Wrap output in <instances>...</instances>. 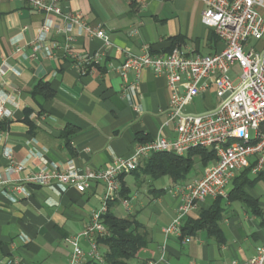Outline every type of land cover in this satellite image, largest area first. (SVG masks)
Masks as SVG:
<instances>
[{"label": "crops", "instance_id": "crops-1", "mask_svg": "<svg viewBox=\"0 0 264 264\" xmlns=\"http://www.w3.org/2000/svg\"><path fill=\"white\" fill-rule=\"evenodd\" d=\"M60 6L63 16L57 17L26 2L0 0V107L6 111L0 118V179L11 184L50 165L102 170L115 156H130L138 143L176 135L173 125L165 124L171 98L167 78L143 69L138 79L132 72L124 79L109 67L110 62L122 63L127 51L140 53L149 46L163 53L177 37L178 47L192 55L224 48L204 21V4L198 1L61 0ZM259 12L264 17V6ZM68 15H78L81 22ZM88 26L105 30L109 43L90 36ZM69 35L71 50L99 53L98 62L84 73L68 55ZM198 97L204 110L219 103L214 86L189 105ZM8 154L22 166L20 171H8ZM205 167L193 169L185 180L201 176ZM181 181L167 175L154 179L141 170L123 175L120 193L126 194L130 207L118 198L108 209L118 217H135L149 234L148 246L127 264L242 262L264 245V171L237 173L222 199L218 231H187L183 237H192L187 243L164 232L177 214L180 201L172 188ZM242 182L252 203L230 196ZM27 189L26 197H17L10 188L0 191V264H69L72 246L67 239L81 233L92 212L103 205L104 183L91 181L84 192L59 183ZM215 200L201 201L184 225L197 220ZM98 244L105 258L109 246ZM81 246L91 248L89 241Z\"/></svg>", "mask_w": 264, "mask_h": 264}, {"label": "built area", "instance_id": "built-area-1", "mask_svg": "<svg viewBox=\"0 0 264 264\" xmlns=\"http://www.w3.org/2000/svg\"><path fill=\"white\" fill-rule=\"evenodd\" d=\"M26 2L31 8L45 14L62 17L61 0H16ZM204 4L203 19L215 30L223 41L224 48L213 54L192 55L184 48L176 47L171 52H153L149 46L140 53L127 51L119 65L110 62L109 67L127 79L134 73L138 79L143 69L167 78L171 94L166 125H173L174 137L160 136L136 144L130 156H115L110 166L102 170L64 169L54 165L44 166L32 172L23 182L11 184L0 179V191L10 188L17 197L29 195L27 185L64 184L84 192L91 181L103 182L106 194L103 205L94 210L86 228L67 240L72 246L69 264H85L88 261L104 263L98 238L107 235L104 215L109 202L121 199L126 209L130 201L120 197L121 177L139 169L143 162L157 152H172L185 156L195 148L213 149L215 163L205 167L199 177L182 180L172 191L180 204L176 216L165 234L183 237L185 219L194 212L204 199L226 198L237 173L250 168L258 174L264 171V17L259 7L264 0H191ZM75 23L81 22L78 15H68ZM48 27L42 26L43 33ZM92 37H99L109 43L105 30L86 27ZM73 36H68V55L84 73L91 63L98 62L99 53L85 55L70 49ZM51 53V52H50ZM49 53V54H50ZM235 67L240 70L239 79L233 81L229 73ZM215 87L219 103L201 112H189L187 106L194 98ZM6 111L0 107V118ZM254 132L252 135L251 132ZM10 173L18 172L22 166L8 154ZM184 243L192 240L183 237ZM82 241H89L91 248L85 251ZM143 264H157L148 261ZM190 264H201L192 261ZM224 264H264V245L256 254L242 262Z\"/></svg>", "mask_w": 264, "mask_h": 264}, {"label": "trees", "instance_id": "trees-1", "mask_svg": "<svg viewBox=\"0 0 264 264\" xmlns=\"http://www.w3.org/2000/svg\"><path fill=\"white\" fill-rule=\"evenodd\" d=\"M180 39L179 37L175 38L174 46L165 52H171L180 46ZM196 158H199L201 165H208L216 160V152L213 149L205 148L192 149L185 156H179L172 152H157L147 158L146 162H143L144 165L142 164L138 170L149 174L154 179L167 175L175 181L185 180L194 169ZM246 170L251 169L247 168L243 171ZM120 194L122 197L127 198L123 191ZM230 196L232 198L237 197L245 202H253L244 190V182L236 183ZM222 199L223 197L216 198L211 208L203 211L197 220L187 221L182 228L183 234H186L187 231L193 232L199 229H207L212 233L217 232L218 222L222 218L224 210ZM103 218L108 233L103 237H99L98 241L109 246V250L105 255V262L88 261L85 264H127L139 251L148 246L149 234L147 231H142V226L135 217H118L111 209H108Z\"/></svg>", "mask_w": 264, "mask_h": 264}, {"label": "rangeland", "instance_id": "rangeland-1", "mask_svg": "<svg viewBox=\"0 0 264 264\" xmlns=\"http://www.w3.org/2000/svg\"><path fill=\"white\" fill-rule=\"evenodd\" d=\"M239 73H240V70L238 67H235L233 70L230 71L229 73V77L231 80L233 81H237L238 82V79H239ZM204 107H205V103L204 101L201 99V98H196L194 103L187 106V110L189 112H199L200 110H204ZM251 134L253 135L254 132L252 131ZM201 164L199 162V158H196V164L194 166V170H200L201 169ZM206 165H203V168L205 167ZM122 214H124L125 216H127V213L125 211H121Z\"/></svg>", "mask_w": 264, "mask_h": 264}]
</instances>
